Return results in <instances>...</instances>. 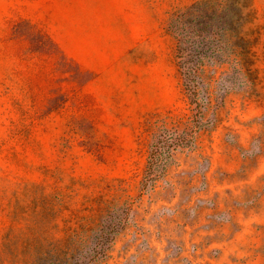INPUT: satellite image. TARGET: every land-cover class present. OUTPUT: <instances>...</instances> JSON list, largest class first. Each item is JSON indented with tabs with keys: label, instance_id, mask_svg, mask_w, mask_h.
<instances>
[{
	"label": "rangeland",
	"instance_id": "1",
	"mask_svg": "<svg viewBox=\"0 0 264 264\" xmlns=\"http://www.w3.org/2000/svg\"><path fill=\"white\" fill-rule=\"evenodd\" d=\"M197 1L0 0V264H142L162 199L214 177L264 264V0L195 47Z\"/></svg>",
	"mask_w": 264,
	"mask_h": 264
},
{
	"label": "crops",
	"instance_id": "2",
	"mask_svg": "<svg viewBox=\"0 0 264 264\" xmlns=\"http://www.w3.org/2000/svg\"><path fill=\"white\" fill-rule=\"evenodd\" d=\"M198 182L186 179L182 184L197 190ZM207 183L204 191L162 199L165 212L148 228L150 250L142 264H186L185 256L196 264H245L240 255L255 244L247 223L255 206L243 205L236 187L228 192L221 179L210 178ZM221 213L230 218H221Z\"/></svg>",
	"mask_w": 264,
	"mask_h": 264
},
{
	"label": "trees",
	"instance_id": "3",
	"mask_svg": "<svg viewBox=\"0 0 264 264\" xmlns=\"http://www.w3.org/2000/svg\"><path fill=\"white\" fill-rule=\"evenodd\" d=\"M236 0H199L172 20L174 31L186 37L195 46L200 39L210 40L215 35H225L233 27L231 8ZM196 47V46H195Z\"/></svg>",
	"mask_w": 264,
	"mask_h": 264
}]
</instances>
